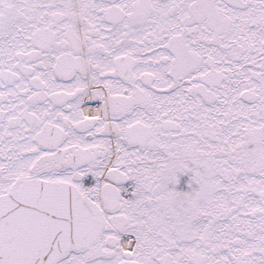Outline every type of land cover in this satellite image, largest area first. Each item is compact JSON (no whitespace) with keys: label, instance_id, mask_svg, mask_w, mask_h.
<instances>
[{"label":"snow or ice","instance_id":"6c2138e0","mask_svg":"<svg viewBox=\"0 0 264 264\" xmlns=\"http://www.w3.org/2000/svg\"><path fill=\"white\" fill-rule=\"evenodd\" d=\"M0 264H264V0H0Z\"/></svg>","mask_w":264,"mask_h":264}]
</instances>
